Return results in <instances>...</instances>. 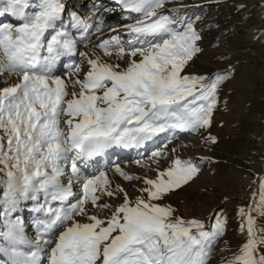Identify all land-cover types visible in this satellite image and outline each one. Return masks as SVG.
<instances>
[{
	"label": "snow or ice",
	"instance_id": "1",
	"mask_svg": "<svg viewBox=\"0 0 264 264\" xmlns=\"http://www.w3.org/2000/svg\"><path fill=\"white\" fill-rule=\"evenodd\" d=\"M114 2L0 0V264H264V174L236 211L235 250L216 247L223 209L206 223L170 202L215 161L168 146L210 127L234 70H191L202 6ZM109 13L121 20L104 33ZM122 152L153 173L111 162L131 191L100 166Z\"/></svg>",
	"mask_w": 264,
	"mask_h": 264
},
{
	"label": "rangeland",
	"instance_id": "2",
	"mask_svg": "<svg viewBox=\"0 0 264 264\" xmlns=\"http://www.w3.org/2000/svg\"><path fill=\"white\" fill-rule=\"evenodd\" d=\"M108 1L103 0L108 7H117L115 2ZM67 2L71 5L73 0ZM86 2L89 0H76L77 4ZM261 2L183 0L184 4L202 6L199 14L203 19L196 27L204 36V54L195 60L191 70L208 74L230 66L234 69L221 86L220 104L210 127L196 133H182L168 146L175 147L182 159L210 157L215 161L203 164L199 178L171 196L170 202L179 215L205 219L206 223L212 210L223 209L229 219L226 233L217 243L218 250L222 247L235 250L242 243L236 211L251 202L256 187L253 180L264 171V8ZM240 4L246 7L237 10ZM120 20L116 13L106 14L104 33L117 27ZM208 135L216 137L217 143H206L204 137ZM133 155H112L100 164L101 167L109 165L107 175L113 184L119 183L130 191V182L114 172L111 162H118L124 171L135 175L143 172L153 175L132 163ZM225 197L230 202H225ZM258 221L264 226V217ZM227 254L214 253L213 264H219L221 255Z\"/></svg>",
	"mask_w": 264,
	"mask_h": 264
},
{
	"label": "trees",
	"instance_id": "3",
	"mask_svg": "<svg viewBox=\"0 0 264 264\" xmlns=\"http://www.w3.org/2000/svg\"><path fill=\"white\" fill-rule=\"evenodd\" d=\"M215 9H213V11H214ZM213 11H211V12H213ZM261 174H264V171L261 173ZM254 190H256L257 191V193H258V185L256 184V187H255V189ZM252 200V199H251ZM211 221L209 220V222L208 223H210Z\"/></svg>",
	"mask_w": 264,
	"mask_h": 264
},
{
	"label": "bare ground",
	"instance_id": "4",
	"mask_svg": "<svg viewBox=\"0 0 264 264\" xmlns=\"http://www.w3.org/2000/svg\"><path fill=\"white\" fill-rule=\"evenodd\" d=\"M112 2V1H111Z\"/></svg>",
	"mask_w": 264,
	"mask_h": 264
}]
</instances>
